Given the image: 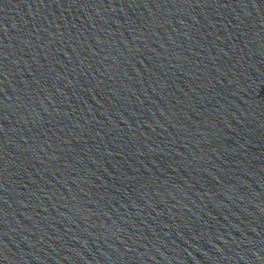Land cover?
Wrapping results in <instances>:
<instances>
[{
	"label": "water",
	"instance_id": "1",
	"mask_svg": "<svg viewBox=\"0 0 264 264\" xmlns=\"http://www.w3.org/2000/svg\"><path fill=\"white\" fill-rule=\"evenodd\" d=\"M0 264H264V0H0Z\"/></svg>",
	"mask_w": 264,
	"mask_h": 264
}]
</instances>
